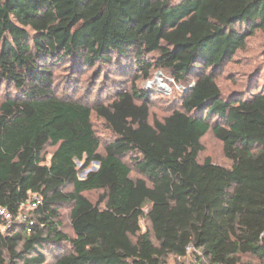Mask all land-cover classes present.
<instances>
[{
	"label": "trees",
	"instance_id": "obj_1",
	"mask_svg": "<svg viewBox=\"0 0 264 264\" xmlns=\"http://www.w3.org/2000/svg\"><path fill=\"white\" fill-rule=\"evenodd\" d=\"M258 32L264 0H0V208L42 201L27 223L0 216V264H193L198 251L200 264H264V80L229 96L218 83ZM115 56L134 79L155 67L185 83L180 110L151 122L135 86L108 105L56 91L58 65ZM94 115L114 135L104 153ZM210 131L230 166L200 161ZM66 204L73 237L61 230Z\"/></svg>",
	"mask_w": 264,
	"mask_h": 264
},
{
	"label": "rangeland",
	"instance_id": "obj_2",
	"mask_svg": "<svg viewBox=\"0 0 264 264\" xmlns=\"http://www.w3.org/2000/svg\"><path fill=\"white\" fill-rule=\"evenodd\" d=\"M155 56L156 54H151L146 58L148 61L153 62ZM114 60L113 64L99 65L81 71H75L71 63L58 65L53 69L56 91L59 95L91 105L96 103L108 105L117 98L120 91L130 90L135 86L137 90L148 93L151 122L156 119L162 120L174 110H180V100L186 94V89H188L185 83L173 80L166 71L155 67L150 70L149 77L142 75L140 78L134 79L138 72L132 68V63L129 60L119 56H115ZM129 69H131V73L127 75ZM252 78L260 81L264 80V33L262 32H258L251 37L248 40L246 49L240 51L232 62L223 67L218 83L223 94L229 96L235 91L246 87L247 81ZM4 93L5 87H3L1 96ZM93 125L96 135L102 142L100 153H104L105 145L114 140V135L106 122L96 115L93 117ZM202 144L204 152L200 155L201 162L210 158L216 164L225 167L230 166L231 162L225 156L223 144L215 138L211 131L203 138ZM53 152L54 148L46 150L44 157L47 164ZM79 167L81 168V164H79ZM94 167L98 166L93 163L89 169L80 171L79 177L82 179L83 173L92 170ZM131 169L132 176L139 178L140 175L132 165ZM68 190H72V187H69ZM101 194L102 192L96 191L86 193L85 196L93 203H97ZM71 207L69 204L60 207V220L63 224L61 230L69 237H73L70 219ZM143 227L144 229L147 228V222H143ZM53 262L52 258H48L47 264H53ZM169 264H175L174 260L170 259ZM242 264H260V262L253 257H242Z\"/></svg>",
	"mask_w": 264,
	"mask_h": 264
},
{
	"label": "built area",
	"instance_id": "obj_3",
	"mask_svg": "<svg viewBox=\"0 0 264 264\" xmlns=\"http://www.w3.org/2000/svg\"><path fill=\"white\" fill-rule=\"evenodd\" d=\"M41 202H42L41 199L38 197V195L35 194L31 198H29L28 200L22 201L20 203V207H19L20 208V212L17 215H14V214L10 213L5 208H0V216L6 222H8V224H11L13 222L27 223L28 222V218H27V215L25 214L24 211H30V210L36 209L41 204ZM31 225H32V223H31ZM28 231L31 232V229H28ZM192 251H193V247L189 246L187 248V255L191 256ZM192 257L194 258V260H193L194 264H200L199 263V257H202V253L200 251H198L197 254L195 256H192Z\"/></svg>",
	"mask_w": 264,
	"mask_h": 264
},
{
	"label": "water",
	"instance_id": "obj_4",
	"mask_svg": "<svg viewBox=\"0 0 264 264\" xmlns=\"http://www.w3.org/2000/svg\"><path fill=\"white\" fill-rule=\"evenodd\" d=\"M95 164H96V166L99 167V163H98V162H95ZM98 167H94L92 170L85 171V172L83 173V178H82V179H85L88 173H90V172H94V171H97V170H98Z\"/></svg>",
	"mask_w": 264,
	"mask_h": 264
}]
</instances>
